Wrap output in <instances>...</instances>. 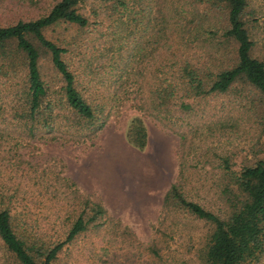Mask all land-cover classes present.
I'll list each match as a JSON object with an SVG mask.
<instances>
[{
    "label": "rangeland",
    "instance_id": "374dc122",
    "mask_svg": "<svg viewBox=\"0 0 264 264\" xmlns=\"http://www.w3.org/2000/svg\"><path fill=\"white\" fill-rule=\"evenodd\" d=\"M55 1L0 0V25L37 17ZM162 1L130 0L124 9L116 0H83L80 10L89 16L88 25L60 20L43 28L47 38L67 48L64 57L84 96L110 109L100 129L96 122L66 121L70 112L60 75L40 46V71L55 101L53 122L25 138L22 119L14 115L27 101L24 58L14 42L0 50V207H9L14 229L27 239L62 240L85 196L106 210L105 221L78 232L52 264H204L214 224L162 207L165 191L182 174L188 198L227 217L231 193L223 186L229 185L230 172L221 166V156L235 172L264 157V94L242 78L225 92L192 99L188 111L168 106L155 117L150 107L132 105L148 100L152 84L165 74L156 71L166 70L161 33L159 45L151 43L162 24ZM210 5L216 14L207 16L222 21L225 0ZM244 19L251 54L264 61V0H248ZM235 45L217 34L179 49L197 65L215 69L235 62ZM135 114L148 130L143 148L124 134ZM0 264H16L1 238ZM242 264H264V252Z\"/></svg>",
    "mask_w": 264,
    "mask_h": 264
},
{
    "label": "trees",
    "instance_id": "16d2710c",
    "mask_svg": "<svg viewBox=\"0 0 264 264\" xmlns=\"http://www.w3.org/2000/svg\"><path fill=\"white\" fill-rule=\"evenodd\" d=\"M129 1L116 0L124 9ZM247 1L225 0L223 20H216L219 22L217 24L214 15L207 16L216 14L212 12L213 6L210 5L216 0H163L162 24L155 27L156 36L151 43L152 46L159 45L158 36L161 33L164 48L162 67L166 70H161L158 66L156 71L165 74L164 77H157L158 81L152 84L148 100L141 99L142 105L136 100L132 105L141 110L143 106L150 107L151 112L155 111V117L161 115L164 109L167 111L168 106L188 111L192 108V99L209 93L225 92L240 78L264 94V61L251 54L253 40L244 19ZM82 2L83 0H56L46 12L37 17L20 18L0 25L1 53H4L7 45L14 42L16 51L24 58L26 88L23 93L27 101L26 105L16 109L14 115L22 119V125L27 130L25 138L35 136L41 126L50 129L53 122L55 101L51 98L49 87L40 71V46L48 51L52 66L60 75L62 100L70 112L65 114L66 121L76 119L89 126L96 122L95 126L100 129L108 118L110 109L105 111L99 100L92 99V103L80 90L78 74L75 69L70 68L64 57L67 48L47 38L43 32L44 27L60 20L81 27L88 25L89 16L80 10ZM205 3H209V6H205ZM215 5L217 9L222 8L220 3ZM217 34L236 43L234 63L231 61L215 69L209 65L199 66L179 49L180 45L195 46L200 39L216 37ZM128 60L129 58L124 59L123 64ZM85 75L82 78L87 79ZM95 129L96 127L91 128L93 131ZM124 134L131 145L138 148L146 146L148 130L141 115L130 117ZM221 162L224 170L230 172V183L223 186V191L231 193L228 196L231 212L227 217H221L188 198L183 189L182 174L170 183L161 206H173L214 224L205 250L204 264H242L258 258L264 252V157L244 164L238 172L231 169L228 157L221 156ZM179 165L181 171L183 162L180 161ZM78 206L80 211L65 229V238L62 240L25 238V235L18 234L14 229L9 207H0V238L14 255L16 264H52L59 250L78 232L85 230L90 224L99 225L105 221L103 216L106 210L100 202L85 196Z\"/></svg>",
    "mask_w": 264,
    "mask_h": 264
}]
</instances>
